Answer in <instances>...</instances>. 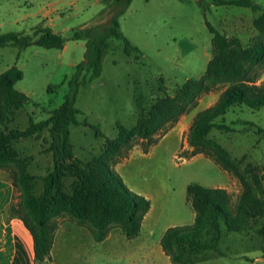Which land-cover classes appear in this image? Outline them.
Wrapping results in <instances>:
<instances>
[{
	"label": "rangeland",
	"instance_id": "1",
	"mask_svg": "<svg viewBox=\"0 0 264 264\" xmlns=\"http://www.w3.org/2000/svg\"><path fill=\"white\" fill-rule=\"evenodd\" d=\"M34 6L32 0H0V34H32L34 28L45 27L44 22L34 25L32 19H18L30 13ZM106 7L99 0H90L80 1L76 8L64 11L55 27L64 41L60 49L33 45L18 54L16 48H0V74L15 65L22 72L15 89L30 99L29 104L16 113L10 127L25 129L29 117L35 122L45 120L65 101L70 92L68 82L76 66L81 62L87 64L94 54L91 50L85 57L87 40H73L72 30L106 22L108 16L102 14ZM210 9V0H133L119 18V26L122 35L140 51L137 58L136 54H124L121 40L108 38L103 32L96 36L93 43L101 37L108 48L102 59L100 76L78 89L75 107L81 111L77 117L79 125L70 128L73 155L84 164L96 160L106 162L128 189L150 200L153 222L147 218L134 240H127L117 224H112L105 240L95 243L86 227L77 225L67 212H62L53 219L58 225L53 256L43 264H163V256H157L160 255L159 243L153 241L166 225L191 224L189 219L193 212L186 202L188 184L223 188L231 197L232 209L237 205L242 186L235 177L203 156L185 159V154L191 151L185 138L196 113L213 106L223 91L238 83L211 84L205 77L211 58V34L205 21L218 28ZM221 9L237 10L239 7L223 6ZM225 15L230 14L226 12ZM259 15L256 13V17ZM248 40L250 45L264 38L256 35ZM83 75L88 77L90 71L83 70ZM188 81L203 82V90L177 123L165 134L159 133L157 143L144 154V144L134 133L139 117L137 98L142 95L143 107L148 111L164 98L160 87L170 97H175L178 89ZM262 83L264 75L256 81L257 85ZM225 120L235 132L213 131L209 138L232 159L241 160L242 169L247 165L253 168L260 179L254 194L264 200V133L260 132L264 130V108H232ZM84 121L87 124H83ZM118 125L131 131L133 136L121 148L119 156L110 158L106 154L105 141L118 139ZM95 129L100 131V137L96 136ZM49 141V133L45 130L38 137L15 144L22 169L35 177V195L43 189L42 178L53 169L52 156L45 151ZM180 155L183 158H179ZM11 171L18 173L19 167L11 164ZM71 183V179H65L62 191L68 193ZM18 196L16 189L15 201ZM151 230H154L152 241ZM262 233L264 220L249 219L242 224L240 232L224 234L220 250L225 256L201 253L195 256L196 263L264 264ZM126 251L132 253L129 261Z\"/></svg>",
	"mask_w": 264,
	"mask_h": 264
},
{
	"label": "trees",
	"instance_id": "2",
	"mask_svg": "<svg viewBox=\"0 0 264 264\" xmlns=\"http://www.w3.org/2000/svg\"><path fill=\"white\" fill-rule=\"evenodd\" d=\"M132 1L113 0L102 10V14L108 16L106 22L82 30H72L73 40H87L85 57L91 50H94V54L90 62H81L76 66L68 82L70 92L65 101L53 109L45 120L35 122L29 117L25 129L10 127L16 113L29 104L30 99L15 89V84L22 79V72L15 65L0 74V170L8 172L15 190L19 191L18 200L10 204L7 213L9 217L21 219L32 235L37 263L50 260L58 229L53 219L62 212H67L77 225L86 227L95 243H101L112 224H117L127 240L136 238L151 208L150 200L128 189L122 178L112 172L106 162L96 160L84 164L75 158L70 142V128L79 125L77 117L81 114L75 107L78 89L98 78L102 71V59L108 44L101 37L93 43L102 34L100 32L108 38L121 40L125 55L136 54V58L140 55L138 48L122 35L119 26V18ZM210 5L247 8L253 13H260L253 25L257 35L264 38V6L252 0H210ZM205 25L211 34V58L206 67V79L211 84L238 83L223 91L213 106L196 113L185 138L191 149L189 154H185V159L198 155L210 159L222 171L235 177L242 191L237 205L232 209L231 197L225 189L204 187L196 183L186 186V202L194 214L193 222L190 225L168 227L159 242L171 264H197L195 256L207 252L223 257L225 254L220 250V243L225 233L240 232L242 224L249 219L264 220V200L254 194V188L260 181L258 175L250 165L242 169L241 160L232 159L225 149L209 138L213 131L235 132L225 120V115L232 108H264V83L256 84L264 73V40L244 46L239 38L226 36L207 21ZM32 31V34H0V48H16L19 54L33 45L45 49H60L63 45L62 37L51 28L38 26ZM83 70L90 71V75L82 76ZM160 88L164 98L148 111L143 107L142 95L136 100L139 117L134 133L144 144V154L157 143L159 133L165 134L188 110L187 106L203 90V82H186L178 89L175 97H170ZM117 129L118 139L105 141L106 154L110 158L119 156L121 148L133 136L122 125H118ZM45 130L50 137L45 151L52 156L53 169L42 178L43 189L35 195V177L22 169V161L14 144L23 139L38 137ZM260 132L264 133V130ZM95 134L101 136L98 129H95ZM11 164L19 167L18 173L11 171ZM67 178L72 183L68 193H65L62 189Z\"/></svg>",
	"mask_w": 264,
	"mask_h": 264
},
{
	"label": "crops",
	"instance_id": "3",
	"mask_svg": "<svg viewBox=\"0 0 264 264\" xmlns=\"http://www.w3.org/2000/svg\"><path fill=\"white\" fill-rule=\"evenodd\" d=\"M32 1L34 2L35 5L32 8V11L28 14H25L24 16H19L18 19L21 21L32 19V21H35L34 25L44 22L43 24L45 27L51 28L53 31L58 32L55 29L56 25H58L56 24V20L59 19V17L62 16V14H64V11H66L69 8H76L78 2L80 1L87 2L90 0H32ZM112 1L113 0H103V1L99 0V2H103V4H105V7L110 5ZM252 1L254 3L264 6V0H252ZM210 6H211L210 14L212 13V16L216 18L215 20L217 22V26H218L217 29L219 32L225 34L226 36H235L239 38L241 43L246 46L249 45V41H250L248 40V37L253 38L257 35V32L253 25V22L256 18V13H253L250 9L239 8L237 10H229V9H221V7L223 6L221 7H215L213 5ZM226 8H230V7H226ZM226 12L229 13L230 15L226 16L225 15ZM15 196H16V190L14 188V185L10 179L8 172H6L5 170H0V264H43L47 261L43 263H37L35 260L33 238L30 232L28 231V229L25 227L23 221L17 217L8 216L7 209L10 206V204L13 201H15L14 200ZM150 214H151V208L144 217L143 222L147 218H150L151 222H153V217H150ZM192 218L194 219V214L189 219L191 220V223L193 221ZM143 222H142V226H143ZM171 226H175V225L164 226V228L161 230L159 234V237L161 238L164 231ZM156 227H158V224H156ZM153 234H154V230H151L150 240L152 239ZM159 237L156 241L153 242L159 243L160 242ZM54 246L55 245L53 242L50 253V259L53 256ZM158 248L160 249V255L157 256L159 257L163 256L161 257L163 260V264H171L168 257L162 252L160 248V244ZM124 253L126 254L127 261H129L128 259L132 256V253L129 251H126Z\"/></svg>",
	"mask_w": 264,
	"mask_h": 264
}]
</instances>
